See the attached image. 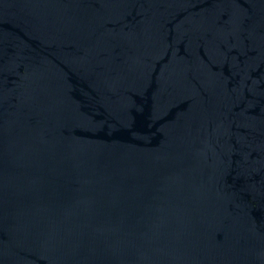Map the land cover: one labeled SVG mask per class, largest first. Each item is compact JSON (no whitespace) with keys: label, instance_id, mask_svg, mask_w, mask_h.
<instances>
[{"label":"water","instance_id":"obj_1","mask_svg":"<svg viewBox=\"0 0 264 264\" xmlns=\"http://www.w3.org/2000/svg\"><path fill=\"white\" fill-rule=\"evenodd\" d=\"M0 264H264V0H0Z\"/></svg>","mask_w":264,"mask_h":264}]
</instances>
